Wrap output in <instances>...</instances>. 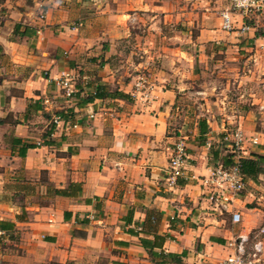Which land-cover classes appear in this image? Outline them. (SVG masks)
Here are the masks:
<instances>
[{
	"label": "crops",
	"instance_id": "obj_1",
	"mask_svg": "<svg viewBox=\"0 0 264 264\" xmlns=\"http://www.w3.org/2000/svg\"><path fill=\"white\" fill-rule=\"evenodd\" d=\"M227 7L0 0V264H220L230 240L261 224L264 19L235 15L225 31ZM131 68L147 69L155 85L147 103ZM212 68L234 72L235 102L207 105L189 128L180 96ZM62 74L74 80L70 98ZM237 125L245 141L235 152ZM178 141L186 159L170 183ZM238 159L259 171L245 177L235 224L210 208L200 184Z\"/></svg>",
	"mask_w": 264,
	"mask_h": 264
},
{
	"label": "built area",
	"instance_id": "obj_2",
	"mask_svg": "<svg viewBox=\"0 0 264 264\" xmlns=\"http://www.w3.org/2000/svg\"><path fill=\"white\" fill-rule=\"evenodd\" d=\"M227 3L228 7L220 12L221 27L225 31L234 29L235 15H239L244 20L264 19V0H227ZM245 28H248L246 24ZM58 85L67 98L75 92L74 80L70 74H62L58 79ZM154 88L155 85L147 75L142 74L135 78L134 93L144 103L149 101ZM230 136L232 137V150L244 151L245 137L239 125L231 131ZM185 150L186 147L182 141L176 142L172 148L168 166L170 183H174L182 174L186 159ZM200 186L201 195L214 212L229 214L235 224L240 222L241 214L234 204L242 200L246 184L238 161L228 166L223 163L217 164L207 177L201 179ZM226 246L229 254L220 264H264V218L258 227L238 234Z\"/></svg>",
	"mask_w": 264,
	"mask_h": 264
},
{
	"label": "rangeland",
	"instance_id": "obj_3",
	"mask_svg": "<svg viewBox=\"0 0 264 264\" xmlns=\"http://www.w3.org/2000/svg\"><path fill=\"white\" fill-rule=\"evenodd\" d=\"M136 58V56H135ZM129 71L133 75H147V69L135 71L131 68ZM220 68H212L201 76L198 72L193 80L192 85L187 87L184 91L185 96H180L178 106L183 109L181 113V121H187L188 127H191V120L197 119V116L202 117L203 109L209 105L215 110L222 102H235L237 84H234V72L225 68L219 74ZM148 76V75H147ZM186 112V113H185ZM180 114V115H181ZM179 117L176 118V123L180 121Z\"/></svg>",
	"mask_w": 264,
	"mask_h": 264
},
{
	"label": "trees",
	"instance_id": "obj_4",
	"mask_svg": "<svg viewBox=\"0 0 264 264\" xmlns=\"http://www.w3.org/2000/svg\"><path fill=\"white\" fill-rule=\"evenodd\" d=\"M113 95H116L119 97H124V95L122 93H117V92L113 93ZM96 96L99 98L104 97V95L102 93L101 94L97 93ZM198 125H199V129H200L199 131L202 133V122H199ZM227 163H229V161ZM238 163L240 165V172L244 176V178L245 177H254L255 174L259 171L258 164L252 160L238 159ZM225 166H228V165H225Z\"/></svg>",
	"mask_w": 264,
	"mask_h": 264
}]
</instances>
